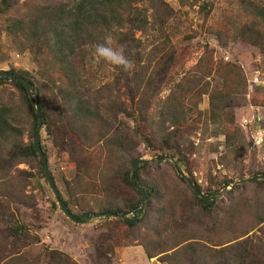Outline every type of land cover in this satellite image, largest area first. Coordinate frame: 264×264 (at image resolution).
<instances>
[{
    "label": "trees",
    "instance_id": "obj_1",
    "mask_svg": "<svg viewBox=\"0 0 264 264\" xmlns=\"http://www.w3.org/2000/svg\"><path fill=\"white\" fill-rule=\"evenodd\" d=\"M180 1L195 4L200 0ZM237 4L233 10L235 19L225 16L212 26L210 33L219 44L237 41L264 54V0H238ZM206 9L207 3L202 2L200 11ZM176 12L166 0H23L20 3L19 0H0V38L3 33L18 35L23 48L31 54L37 64L35 78L26 70L9 69L8 72L26 79L33 90L38 91L42 125L53 133V139H56L54 132L60 136L61 147L76 166V182L80 184L83 178L90 179V184L81 183V189L85 182L103 197L96 211L79 202L81 209L76 214L62 198L69 211L89 220L93 215H100V218L114 215L113 223L126 224L128 228L136 224L127 217L129 212L135 211L139 217L137 221H144L152 217L155 202L161 201L163 204L158 212L165 229L156 230L154 237L141 242L146 256H157L159 264H182L184 258L188 264H220L221 254L226 261H233L226 256L223 247L206 250L201 243L189 241L192 237L185 236L183 217L176 229L168 231L170 222L164 217L174 214L169 208L176 204L171 195L175 196L180 184L190 192V207L201 206L208 212L214 204L200 198L176 171L173 177L158 173L153 180H143L137 170L136 183L149 195L144 211L139 214L141 193L130 181L132 165L140 158L136 152L137 139H141L145 147L159 152L156 156H166L173 159L179 169H187L190 181L202 192L189 169L187 155L194 144L184 134L194 132L197 127L201 117L198 106L204 94L208 98V120L221 130L225 147L243 148L245 143L244 133L234 126L235 108L247 102L245 73L234 62L214 60L208 46L195 65L169 87L168 93L159 95L158 88L165 83L175 61L176 49L167 29ZM150 29L160 32L161 36L147 49L148 44L136 33L142 35ZM107 34L125 48V54L134 62L131 72L103 61L95 63V47L103 43ZM109 70L112 80L103 81ZM212 74L218 77L215 83L207 80ZM4 83H10L18 93L8 101L0 97V171L5 175L7 169L26 161L38 164L43 174L33 142L24 140L27 129L23 124L28 123L31 135H35L38 124L30 92L13 79L0 78V85ZM122 87L128 103L117 96ZM256 98L253 95L252 101ZM117 116L123 117L118 121ZM141 121L144 124L139 127ZM149 165L141 163L138 169ZM255 173L264 175V170ZM253 182L264 187V178ZM225 183H231V179L223 176L219 182L214 181L216 188L207 187L203 191L211 198ZM119 188L133 190L135 199L121 194ZM5 192L9 190L6 188ZM246 203L230 205L229 218L236 217L237 213L232 210L235 206L240 211L244 209L241 205ZM250 203L254 208L252 221L262 224L257 238L261 242V237L264 238V198ZM4 214L5 211L0 212L1 216ZM251 225L249 221L238 223L236 227L242 234ZM27 236L24 224L0 229V264H37L34 257L21 252L27 244ZM102 239L108 246L99 242L91 262L113 264L111 235ZM255 248L259 251L260 245ZM44 251L45 264H75L60 251ZM229 252L233 253L231 247ZM256 258L257 264H264L260 255Z\"/></svg>",
    "mask_w": 264,
    "mask_h": 264
},
{
    "label": "rangeland",
    "instance_id": "obj_2",
    "mask_svg": "<svg viewBox=\"0 0 264 264\" xmlns=\"http://www.w3.org/2000/svg\"><path fill=\"white\" fill-rule=\"evenodd\" d=\"M166 1L177 11L167 29L176 53L165 83L158 88L160 96L166 95L169 87L195 65L205 46H208L212 52L214 60L221 58L225 62L238 64L245 73L247 81V102L235 108L234 111V126L239 128L245 136L243 148L225 147V138L221 130L214 127L208 120L206 94L202 95L198 106L201 117L197 127L194 132L184 134L194 144V148L187 155L189 169L192 177L202 188V192L204 193L203 190L207 187L216 188L214 181L219 182L223 176L230 178L231 183L223 184L211 196H214L211 204L215 206L208 212L201 206L190 207V192L180 184L176 188L175 196L171 195L175 198L176 204L169 208L173 209L174 214L169 215L170 218L164 216L170 222L168 231L176 229L180 218L183 217L185 224L182 227L185 230V236L192 237L189 241L201 243L206 250L221 246L226 256L233 258V261L230 259L226 261L221 254L218 259L220 264H257V255H260V261L264 259V242H262L264 238L261 237V242L257 240L260 235L258 228L262 224L252 221L254 208L250 201L264 198V187L253 182L259 179L251 178L259 175L253 174L254 172L264 170V54L237 41H230L226 45L219 44L210 33L212 26L223 20L225 16L230 15L232 19H235L233 10L238 6V0H200L195 4L180 0ZM20 2L23 0H19ZM202 2L207 3L205 12L200 11ZM160 34L155 29H150L142 35L138 32L136 36H141L144 43L148 44V49L152 47L153 40L161 36ZM156 41L154 44L157 43ZM9 69L26 70L34 77L37 64L29 51L23 48L18 35L3 33L0 38V71ZM106 74L103 81H111L113 78L110 75L111 70ZM256 74H258V81H254ZM207 80L215 83L218 77L212 74ZM17 93L10 83L0 85V97L5 101L16 97ZM30 95L32 99H38L39 96L37 90L30 91ZM253 95L257 97L256 101H252ZM117 96L128 103L123 87ZM122 117L117 116L118 121ZM244 119L251 120V123L245 125ZM131 124L134 125V123ZM143 124L141 121L138 126L142 127ZM23 126L27 129L24 140L33 142L34 135H31L28 123ZM54 136L56 139H53V133H49L44 125L41 126L40 146L61 197L69 202L68 207L74 214L79 213L81 209L79 202L96 211L98 203L103 202L102 195L94 193L90 185L87 186L85 182L81 189V183L86 181L90 184V179L83 178L80 184L76 182V166L61 147L60 136L55 132ZM136 147L140 158L150 159L159 153L145 147L141 139H137ZM146 163L151 165L136 169L143 180H153L152 178L157 177L158 173L173 177L176 171L173 159L166 158L163 161L155 160ZM180 170L189 179V171L185 168ZM243 183L245 184L240 187L239 185ZM6 188L12 195L9 192L4 193ZM119 192L129 199H135L134 191L131 189L119 188ZM84 195H86L85 199ZM148 198L149 195L146 199ZM241 201L247 202L241 205L244 209L237 211L238 207L235 206L232 210L237 213L236 217L229 218L232 211L228 207ZM182 202L187 204L182 205ZM162 204L161 201H156L152 217L144 221H137L139 217H136L135 211L129 212L127 217L136 223L133 227L127 228L126 224L113 223L116 219L114 215L109 218L93 215L90 220L86 218L83 223H74L62 213L45 174L44 172L42 174L38 164L22 161L7 169L5 175L3 171H0V212L5 211L4 215H0V229L7 225L24 224L28 238L21 252L34 257L37 264H45V249L60 251L75 264H92L91 260L95 256L97 244L102 242L107 248L108 242L103 241L102 238L109 235L114 242L111 253L113 264H159L157 256L153 258L146 256L141 242L154 237L156 230L165 229L158 212ZM144 208L145 206L139 214L144 211ZM249 214L251 216H244ZM249 221L252 225L243 230L242 235L236 226L238 223ZM256 245H260L259 251L255 248ZM229 247L232 248V254L229 252ZM182 264H188L185 258Z\"/></svg>",
    "mask_w": 264,
    "mask_h": 264
},
{
    "label": "water",
    "instance_id": "obj_3",
    "mask_svg": "<svg viewBox=\"0 0 264 264\" xmlns=\"http://www.w3.org/2000/svg\"><path fill=\"white\" fill-rule=\"evenodd\" d=\"M0 78H10L13 79L15 81L20 82L28 92L33 90L32 85L24 78L20 77V76H16L14 73L12 72H8V71H0ZM33 104H34V108H35V112L38 118V124H37V128L35 131V135L33 138V146L35 149V152L38 154L43 170H44V174L46 177V180L52 190V193L54 195V198L57 202V204L59 205L62 213L72 222L74 223H83L85 222L86 218H78L77 216H75L72 212L69 211V209L67 208L66 204L64 203L60 192L52 178V175L50 173V170L48 168V164H47V159L45 157V155L43 154L42 148L40 146V128L42 126V115H41V111H40V107H39V102L37 100V98L33 99ZM166 159V156H155L152 157L150 159H145V158H137L135 160V162L132 165V169H131V173H130V181L132 183V185L139 190V192L141 193V197H142V203H141V210L144 207V202L146 200V198L148 197V191L146 189H144L143 187L137 185L136 180H135V171L138 168L139 164L144 163V162H154L155 160L158 161H163ZM175 170L178 174H180L181 176H183L187 182V184L189 185V187L200 197L202 198L205 202L208 203H212L214 201V196L209 198L207 195L203 194L199 189H197L193 183L190 181V179L186 178L184 176V174L182 173V171L178 168L177 164H175ZM251 178L254 179H263L264 175L263 174H259V175H254ZM123 216V215H121Z\"/></svg>",
    "mask_w": 264,
    "mask_h": 264
},
{
    "label": "clouds",
    "instance_id": "obj_4",
    "mask_svg": "<svg viewBox=\"0 0 264 264\" xmlns=\"http://www.w3.org/2000/svg\"><path fill=\"white\" fill-rule=\"evenodd\" d=\"M94 58L97 64L103 61L125 72H131L135 66L134 62L125 54V48L118 45L111 34L104 37L103 43L96 45Z\"/></svg>",
    "mask_w": 264,
    "mask_h": 264
},
{
    "label": "built area",
    "instance_id": "obj_5",
    "mask_svg": "<svg viewBox=\"0 0 264 264\" xmlns=\"http://www.w3.org/2000/svg\"><path fill=\"white\" fill-rule=\"evenodd\" d=\"M254 81H258V74L255 75V77H254ZM254 118H255V117H254ZM254 118H253V119H254ZM243 123H244L245 125H248V124L251 123V120L244 119V120H243Z\"/></svg>",
    "mask_w": 264,
    "mask_h": 264
}]
</instances>
